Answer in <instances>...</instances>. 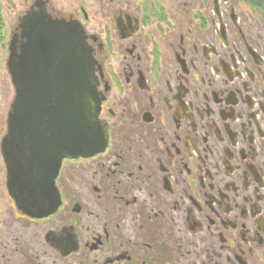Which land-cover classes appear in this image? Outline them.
Returning <instances> with one entry per match:
<instances>
[{"label": "flooded vegetation", "instance_id": "af4514ba", "mask_svg": "<svg viewBox=\"0 0 264 264\" xmlns=\"http://www.w3.org/2000/svg\"><path fill=\"white\" fill-rule=\"evenodd\" d=\"M77 25L107 142L65 159L0 264H264V0H27Z\"/></svg>", "mask_w": 264, "mask_h": 264}, {"label": "water", "instance_id": "95a60500", "mask_svg": "<svg viewBox=\"0 0 264 264\" xmlns=\"http://www.w3.org/2000/svg\"><path fill=\"white\" fill-rule=\"evenodd\" d=\"M20 38L7 43L5 63L14 97L0 141L6 191L15 208L45 218L59 206L54 186L65 159L101 153L107 135L98 119L93 60L77 25L61 26L42 13L20 20Z\"/></svg>", "mask_w": 264, "mask_h": 264}, {"label": "rangeland", "instance_id": "374dc122", "mask_svg": "<svg viewBox=\"0 0 264 264\" xmlns=\"http://www.w3.org/2000/svg\"><path fill=\"white\" fill-rule=\"evenodd\" d=\"M27 0H0V141L6 132V116L14 97L10 76L5 68L8 57L7 43L17 17L23 12ZM5 166L0 155V231L15 213L12 200L6 191Z\"/></svg>", "mask_w": 264, "mask_h": 264}, {"label": "trees", "instance_id": "16d2710c", "mask_svg": "<svg viewBox=\"0 0 264 264\" xmlns=\"http://www.w3.org/2000/svg\"><path fill=\"white\" fill-rule=\"evenodd\" d=\"M0 23H1V17H0Z\"/></svg>", "mask_w": 264, "mask_h": 264}]
</instances>
